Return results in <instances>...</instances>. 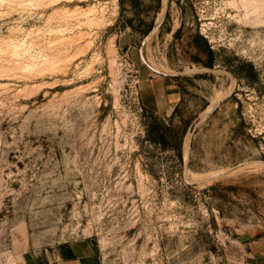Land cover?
I'll return each instance as SVG.
<instances>
[{
  "label": "rangeland",
  "instance_id": "rangeland-1",
  "mask_svg": "<svg viewBox=\"0 0 264 264\" xmlns=\"http://www.w3.org/2000/svg\"><path fill=\"white\" fill-rule=\"evenodd\" d=\"M263 1L0 0V264L75 241L98 264H242L264 232ZM146 73L173 113L143 106Z\"/></svg>",
  "mask_w": 264,
  "mask_h": 264
},
{
  "label": "crops",
  "instance_id": "crops-1",
  "mask_svg": "<svg viewBox=\"0 0 264 264\" xmlns=\"http://www.w3.org/2000/svg\"><path fill=\"white\" fill-rule=\"evenodd\" d=\"M122 43L127 50L134 48L130 37ZM140 89L143 106L159 115L173 113L182 101V93L177 87L151 73L143 75ZM241 241L245 247L242 264H264V232L247 233ZM56 257L61 264H98L94 246L89 241L65 244L57 250ZM33 264L38 263L34 261Z\"/></svg>",
  "mask_w": 264,
  "mask_h": 264
},
{
  "label": "built area",
  "instance_id": "built-area-1",
  "mask_svg": "<svg viewBox=\"0 0 264 264\" xmlns=\"http://www.w3.org/2000/svg\"><path fill=\"white\" fill-rule=\"evenodd\" d=\"M140 82V80H139V78H137V83H139Z\"/></svg>",
  "mask_w": 264,
  "mask_h": 264
},
{
  "label": "bare ground",
  "instance_id": "bare-ground-1",
  "mask_svg": "<svg viewBox=\"0 0 264 264\" xmlns=\"http://www.w3.org/2000/svg\"><path fill=\"white\" fill-rule=\"evenodd\" d=\"M233 4V3H232ZM234 5V4H233ZM232 6V5H231ZM263 7H264V1H263ZM161 19V18H160Z\"/></svg>",
  "mask_w": 264,
  "mask_h": 264
}]
</instances>
